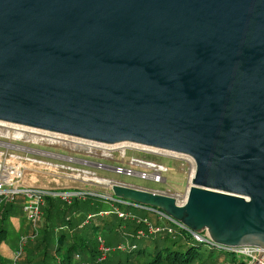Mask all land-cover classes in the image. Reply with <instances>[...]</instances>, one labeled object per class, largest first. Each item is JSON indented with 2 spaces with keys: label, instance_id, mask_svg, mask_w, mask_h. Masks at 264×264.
Wrapping results in <instances>:
<instances>
[{
  "label": "water",
  "instance_id": "water-1",
  "mask_svg": "<svg viewBox=\"0 0 264 264\" xmlns=\"http://www.w3.org/2000/svg\"><path fill=\"white\" fill-rule=\"evenodd\" d=\"M0 122L190 157L181 203L108 194L264 247V0H0Z\"/></svg>",
  "mask_w": 264,
  "mask_h": 264
},
{
  "label": "rangeland",
  "instance_id": "rangeland-1",
  "mask_svg": "<svg viewBox=\"0 0 264 264\" xmlns=\"http://www.w3.org/2000/svg\"><path fill=\"white\" fill-rule=\"evenodd\" d=\"M16 144L28 147L29 150L26 151L27 153L24 151V153L27 154L29 157L39 158L49 161L51 163L63 164L65 166L71 165L74 169L78 170L73 171L74 173L72 178L65 177V175H68L66 171L69 170L67 169L55 170L52 167H48L43 169L31 168L26 171V173L24 174L25 177H27L25 180L28 183H26L25 181L26 184L46 188L72 186L88 187L92 190L102 192L105 196H107L108 192L110 191L109 185L111 183L118 182L125 183V185H130L134 187H142L144 189L162 190L164 191V193L173 196L178 203H181L184 200L186 190L189 186L190 177L194 170L193 160L190 157L184 155H173L175 157H167L158 154L139 153L137 151H132L130 148L127 147L120 148V146H116V148L113 147L114 150L109 151L108 153H104L103 151H98L93 148L76 145L68 140H56L55 143L42 142L37 143L36 145H27L22 143ZM122 153H124V158L119 157ZM15 154L19 157L26 156L20 152H15ZM66 157H70L69 162H67L68 160L66 159ZM130 157L142 158L144 160L162 164L165 168V171L162 172V177L164 178V180L162 182L155 183L150 178H140L136 174L126 175L123 173H115L111 169V167L119 165L122 167H128L135 172L139 171V169H141L140 167H138L139 165L136 166L137 164H135L134 162H129L128 158ZM95 162H99L102 165H106L109 167L98 168L95 166V164H93ZM94 177H97L96 179H98L99 181L95 182L93 180ZM103 199L107 198L92 196L91 198H81L80 200H74L71 205H64L57 199L45 198L44 206L46 209L47 207H49L48 204L50 202L51 204H54L55 208H60L61 210L57 212V217L59 219V222L62 224V219L64 218V215H67V213H69V215L71 216L73 215L72 212H76L77 217L81 214L80 218L84 219L86 212L94 213L98 208H112L110 203L107 204L105 201H102ZM93 203H98V205L95 206L93 205ZM22 206V196H17L12 201H0V210H3L5 207L9 208L11 217H9L8 220L3 223V226H5L6 231L4 234V238H0L2 239L0 243V261L2 264H21L20 259H25L23 253L24 250L14 263H12L11 257V250L16 247L17 235L21 228L22 230L26 231L23 233H27L31 229L30 224L26 220L24 212L22 211ZM121 206V209L131 211L137 217H145L151 224H166L163 220H158L155 214L149 210L135 209L126 205ZM46 216L47 213L43 209L41 220L42 217L46 220ZM131 222H133L134 224L136 223L135 221L122 219L119 222V225L113 227L109 233L106 231V229H103L100 232L99 236L105 241L107 239H110L111 246H115L118 243H124L125 240H127L129 243L135 242L137 244H140L142 238H139L135 233H129L128 229L125 226L127 223ZM39 226L37 223V235L32 240L27 241L23 249H27V246H30L34 244V242L41 240V235L42 233L44 234V229L40 228ZM56 229L57 228H55V230ZM58 232H61V229H59ZM63 232L66 236L65 239H67V230L64 229ZM50 233L52 237L50 238L48 242V247L46 248L47 253L44 255H47L45 259L46 262L48 261L47 263H51L52 261L51 253H53L52 248H54L52 246V238H54L52 235L53 232ZM70 236L71 234L69 235V237ZM65 244L66 242H63V248H65ZM187 246L188 244L185 247ZM183 248L184 246H182V249ZM183 250H185V248ZM199 251L200 254L199 256H197L198 258L194 259L190 264H234V260L231 258V256L221 252L218 249L212 250L205 245H201ZM141 260L142 259L134 261V264L142 262ZM75 262H79L77 257L72 260V263ZM30 264H33V262Z\"/></svg>",
  "mask_w": 264,
  "mask_h": 264
},
{
  "label": "built area",
  "instance_id": "built-area-1",
  "mask_svg": "<svg viewBox=\"0 0 264 264\" xmlns=\"http://www.w3.org/2000/svg\"><path fill=\"white\" fill-rule=\"evenodd\" d=\"M56 140H68L73 142L76 145L93 148L98 151H103L108 153L109 151L114 150L113 146H107L103 144H98L90 141H85L77 138H71L66 136H61L49 132H44L41 130L28 128L24 126L9 124L0 122V201H12L17 196H22L23 198V212L26 220L30 224V231L27 233H22L18 235L16 240V247L12 250L11 257L12 263L16 261L19 255L23 251V247L26 242L32 240L37 235V223L41 221V206L44 204L45 198L57 199L62 202L64 205H70L74 199H84L92 196H99L102 198H107L111 202L126 205L133 207L135 209L149 210L153 212L157 218L165 220L167 223L174 224L176 227L188 231L191 236L199 241L205 242L210 247L216 249L224 250L233 253L240 263L238 264H264V247H258L254 245H242V246H222L213 243L210 238L203 235V231L194 232L187 227H185L180 222L174 220L170 216L166 215L162 211L150 208L148 206L140 205L137 203H132L129 201L121 200L114 198L111 195L105 196L102 192L92 190L88 187H58V188H46L35 185L26 184L24 181L25 173L31 168H48L52 167L53 169H67L68 175H65L67 178H72L73 171H78L74 169L71 165L65 166L63 164H55L49 161L29 157L24 151H28V147L23 145H18L16 143L36 145L37 143H55ZM127 147L132 151H137L139 153H151L158 154L161 156L175 157L168 152L159 151L156 149L138 146V145H127L120 146V148ZM119 148V147H118ZM15 152H20L25 157H19ZM27 153V152H26ZM119 157L124 158V153ZM70 161V157H66ZM129 162H134L136 166L140 167L139 171L135 172L128 167H122L115 165L111 169L115 173H123L126 175L136 174L140 178H150L153 182L158 183L162 182L164 178L162 177V172L165 171V168L160 163H155L152 161L144 160L142 158H128ZM98 168L109 167L102 165L99 162L93 163ZM57 172V171H55ZM94 177L93 180L98 182L99 180ZM118 183V182H117ZM123 184V183H120ZM161 193V192H160ZM163 193V192H162ZM166 194V193H164ZM169 195V194H168ZM112 209L116 215L123 220H131L136 223H143L145 229H138V236H147L156 234L163 230L170 231L171 229L168 226H160L151 224L145 217H137L133 212L128 210H122L114 207L112 204ZM105 213V212H104ZM88 216V215H87ZM97 241V261L105 259L106 255L114 250L123 251L126 249V242L118 243L115 246L106 245L103 239L98 235L96 237ZM79 264H90L88 262H81Z\"/></svg>",
  "mask_w": 264,
  "mask_h": 264
},
{
  "label": "trees",
  "instance_id": "trees-1",
  "mask_svg": "<svg viewBox=\"0 0 264 264\" xmlns=\"http://www.w3.org/2000/svg\"><path fill=\"white\" fill-rule=\"evenodd\" d=\"M102 201H105L107 204L110 203L118 209L122 207L107 199H103ZM44 205L45 202L41 206V212L43 213L44 209L47 216L46 220L42 217L40 224V228L44 229V234L42 233L41 240L27 246V249H23L25 259H20L21 264H30L32 262L33 264H79L81 262H88L90 264H134V261H138L139 259H142V262L137 264H190L194 259L198 258L197 256L200 254L199 249L201 245H205L212 250L216 249L208 246L205 242L194 239L188 231L178 228L174 224L167 223L165 220L163 221L166 224L160 225L155 223V225L168 226L171 229L170 231L163 230L147 236H138L137 234L138 229H145L143 223L139 222L138 225L131 222L127 223L125 226L129 233H135L139 238H142L140 244L135 242L129 243L125 240L124 242H126V246H128L125 250L111 251L106 255L105 259L97 261L96 237L103 229H106L109 233L111 229L119 225V222L122 220L114 213L113 209L98 208L94 213L86 212L84 219L80 218L81 214L77 217L78 219H73L72 215L70 216L69 213H67V215H64L62 219L63 223L61 224L57 217V212L61 209L55 208L54 204L50 202L48 204L49 207H47L48 209H45ZM93 205L97 206L98 203H93ZM74 213L76 212H72V214ZM157 219L162 220L159 218ZM0 221V238H4L6 229L2 224L3 216L0 217ZM55 228L57 229L55 230ZM59 229H61V232H58ZM64 229L67 230V239H65ZM50 232L57 234L52 233L54 237L52 238V246L54 247L52 248L53 253H51L52 261L51 263H47L48 261H45L47 255H44L47 253L46 248L52 237ZM70 234L71 236L69 237ZM1 241L2 239H0V243ZM103 241L106 245H110V239ZM63 242H66L65 248L62 247ZM187 244L188 246L185 247ZM182 246H184L185 250H183L184 248L182 249ZM220 251L231 256L234 260V264L240 263V259L233 253L224 250ZM76 257L79 262L72 263V260ZM0 264H2L1 261Z\"/></svg>",
  "mask_w": 264,
  "mask_h": 264
},
{
  "label": "crops",
  "instance_id": "crops-1",
  "mask_svg": "<svg viewBox=\"0 0 264 264\" xmlns=\"http://www.w3.org/2000/svg\"><path fill=\"white\" fill-rule=\"evenodd\" d=\"M27 177H25L24 178V181H26L25 179H26ZM34 179V178H33ZM26 183H28L27 181H26ZM123 184H125V183H123ZM138 188H142V187H138ZM142 189H144V188H142ZM147 190H152V191H156V192H163L164 193V191H162V190H157V189H147ZM6 208V207H5ZM5 208L3 209V210H0V217H2L3 216V221H2V224L5 222V221H7L8 220V218L10 217V209H7L6 208V210H5ZM22 211H23V209H22ZM42 216V215H41ZM11 218V217H10ZM16 218V217H15ZM72 218L73 219H76L77 218V214L76 213H74L73 215H72ZM41 222V221H40ZM40 222L38 223V226L40 225ZM82 223V222H81ZM40 227V226H39ZM23 232H26L25 230H22V228H21V230L19 231V233L18 234H20V233H23ZM12 251V250H11Z\"/></svg>",
  "mask_w": 264,
  "mask_h": 264
},
{
  "label": "bare ground",
  "instance_id": "bare-ground-1",
  "mask_svg": "<svg viewBox=\"0 0 264 264\" xmlns=\"http://www.w3.org/2000/svg\"><path fill=\"white\" fill-rule=\"evenodd\" d=\"M119 146H127V144H122V145H119ZM116 148V146H114Z\"/></svg>",
  "mask_w": 264,
  "mask_h": 264
}]
</instances>
